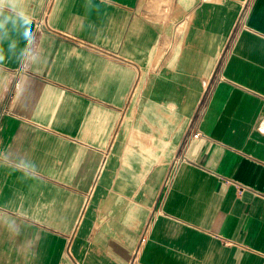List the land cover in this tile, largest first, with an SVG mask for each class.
Returning a JSON list of instances; mask_svg holds the SVG:
<instances>
[{
  "label": "crops",
  "instance_id": "1",
  "mask_svg": "<svg viewBox=\"0 0 264 264\" xmlns=\"http://www.w3.org/2000/svg\"><path fill=\"white\" fill-rule=\"evenodd\" d=\"M14 6L0 264H264V0Z\"/></svg>",
  "mask_w": 264,
  "mask_h": 264
},
{
  "label": "clouds",
  "instance_id": "2",
  "mask_svg": "<svg viewBox=\"0 0 264 264\" xmlns=\"http://www.w3.org/2000/svg\"><path fill=\"white\" fill-rule=\"evenodd\" d=\"M4 5H8L11 8V11L15 13V17L18 18L21 25L24 27L23 37L26 41H28L29 44H31L33 39V34L30 28L31 20L28 17L27 13L24 11L17 10L15 8V0H0V7H3ZM12 23H16V19L12 20ZM3 25L0 24V28H2Z\"/></svg>",
  "mask_w": 264,
  "mask_h": 264
},
{
  "label": "built area",
  "instance_id": "3",
  "mask_svg": "<svg viewBox=\"0 0 264 264\" xmlns=\"http://www.w3.org/2000/svg\"><path fill=\"white\" fill-rule=\"evenodd\" d=\"M201 135V133L199 132V131H196L195 133H193V137L194 138H197V137H199Z\"/></svg>",
  "mask_w": 264,
  "mask_h": 264
}]
</instances>
